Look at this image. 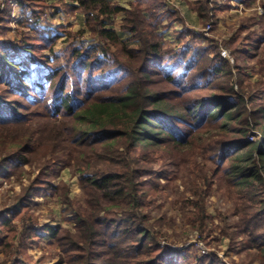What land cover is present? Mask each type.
Returning a JSON list of instances; mask_svg holds the SVG:
<instances>
[{
    "label": "trees",
    "instance_id": "obj_1",
    "mask_svg": "<svg viewBox=\"0 0 264 264\" xmlns=\"http://www.w3.org/2000/svg\"><path fill=\"white\" fill-rule=\"evenodd\" d=\"M74 1L61 3L70 12H83L85 26L96 38L89 44L56 53L61 35L39 24L47 7L41 0L20 2L23 20L35 35L25 36L20 45L0 43V147L5 148L0 180L31 163L38 152L33 144H45L41 139L55 164L77 159L81 167L85 202L59 194L72 209L71 227H43L61 250L54 264H184L168 257L171 249L160 244L148 221L150 196L168 171L160 173L144 159L163 140L178 146L214 126L220 132L202 145L211 160V176L205 181L210 185L226 174L237 188L242 200L237 234L247 236L257 261L264 264V80L251 84L244 68L230 64L217 50L210 57L208 48L194 44L205 38L203 32L189 27L177 9L159 15L158 0H149L148 17L139 8L110 0ZM212 1L197 0L202 21H216L219 9L230 5ZM11 6L2 9L0 2L1 22L10 17ZM115 15L136 46L108 26ZM164 16L167 25H181L175 36L180 45H163L155 33ZM260 16L264 20V13ZM258 63L264 77V58ZM38 114L53 120L50 135L48 128L44 136H35ZM250 132L255 139H248ZM34 182L37 187L28 191L36 195L59 193L51 179ZM28 199L21 197L19 206ZM191 203L196 212L190 221L203 228L205 208L199 201ZM18 213H0V227L9 231L11 217ZM27 229L31 237L32 225ZM6 234L4 245L14 237ZM195 258V264H224L215 253Z\"/></svg>",
    "mask_w": 264,
    "mask_h": 264
},
{
    "label": "rangeland",
    "instance_id": "obj_2",
    "mask_svg": "<svg viewBox=\"0 0 264 264\" xmlns=\"http://www.w3.org/2000/svg\"><path fill=\"white\" fill-rule=\"evenodd\" d=\"M9 1L0 0L2 9L8 3L12 5L10 17L3 22L0 21V43L20 45L25 36L35 35L29 23L23 20L24 14L20 2L27 0H17V6L13 0ZM41 1L47 7L40 15L39 24L42 27H49L52 34L61 35L54 46L56 53L60 54L62 51L68 53L78 44L87 45L96 39L85 26L83 12L79 9L70 12L61 3L63 1L65 5H70L76 4L75 1ZM110 1L128 8H139L146 17L149 16L148 9L152 6V1L149 0ZM212 2L220 5L230 4L219 9L216 21L200 19L195 10L197 0H158L160 4L158 13L160 15L165 11L177 9L189 27L203 32L205 38L199 42L194 41L195 45L208 48L210 57L217 50L222 57L228 59L230 64L243 67L247 73L246 79L251 84L258 82L259 79L264 80L258 71V61L264 58V20L260 16L264 13V0ZM168 21L167 16L162 17L155 33L160 36L163 45H180L175 36L176 30H180L181 25L174 22L169 26ZM120 25L121 17L115 15L108 26L113 28L120 39L128 45L136 46V42L130 40L129 34L123 32ZM222 49H226L233 60L223 56ZM45 50H43L44 54H49ZM243 50L246 51V56L238 59L239 53ZM61 60H64L63 56ZM40 64L46 65V62L41 59ZM235 86L237 89V84ZM38 115V120L34 122L37 124L34 134L40 138L48 132L47 129L52 126L53 120L43 117L42 114ZM51 129L49 128V135ZM219 132L220 129L214 126L195 134L191 140L182 142L178 146H174L170 142L172 140H163L162 144L151 151L152 155L144 159L160 173L165 169L168 171L166 175H161L155 195L150 196V205L147 209L148 221L160 244L167 245L171 249L168 257L171 256L175 261L195 264L197 260L195 257L215 253L220 256L224 264H259L254 249L247 241V236L237 234L242 202L237 188L226 174H222V178L213 179L210 185L205 181L211 176L209 170L211 160L202 145ZM260 136L258 133L257 137ZM255 138V134L250 132L248 139ZM41 142L45 143L44 146L39 142L33 144L38 148V152L31 156L33 159L30 164L24 165L9 178L0 180V213L8 216L11 209L20 210V213L11 217L12 227L9 231L0 227V264H13L15 261H20L19 264H54L59 259L61 250L45 233L43 227L56 224L63 227L72 225L69 219L72 209L59 194H64L74 202H85V192L78 179L81 167L76 164L77 159L55 164V160L46 154L44 148L46 141L41 139ZM3 149L0 147V156L5 151ZM48 165H51L52 173ZM41 177L45 180L51 179L57 184L60 187L59 193L36 195L32 190L28 191L29 186L37 187L38 184L34 181ZM24 195L29 199L24 201L23 206H19ZM191 201H199L205 208L206 218L203 228L190 221L196 212ZM23 210H26L27 214L22 212ZM28 225L33 227L31 237L27 235ZM7 232L13 233L14 237L5 241L6 245H4V241L2 244L1 240L7 239ZM21 243L25 246L23 250L20 249ZM201 246L205 252L202 251ZM185 254L188 255V259H182Z\"/></svg>",
    "mask_w": 264,
    "mask_h": 264
},
{
    "label": "built area",
    "instance_id": "obj_3",
    "mask_svg": "<svg viewBox=\"0 0 264 264\" xmlns=\"http://www.w3.org/2000/svg\"><path fill=\"white\" fill-rule=\"evenodd\" d=\"M227 1V0H226ZM232 2H234V1H237L238 2V0H231ZM9 2H12L11 0L9 1ZM13 2L15 3V6H17L18 5V2H17V0H13ZM14 6V5H13ZM208 28L210 27V25L208 24V26H207ZM221 53H222V55L223 56H227V57H230V59L231 60H233V58L229 55V53L227 52V50L226 49H222V51H221ZM201 249H202V251L203 252H205V249L201 246L200 247Z\"/></svg>",
    "mask_w": 264,
    "mask_h": 264
}]
</instances>
